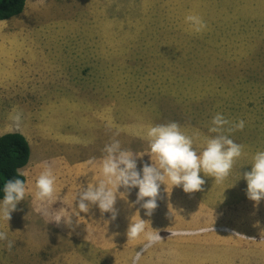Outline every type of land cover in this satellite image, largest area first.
Returning a JSON list of instances; mask_svg holds the SVG:
<instances>
[{"label": "rangeland", "instance_id": "obj_1", "mask_svg": "<svg viewBox=\"0 0 264 264\" xmlns=\"http://www.w3.org/2000/svg\"><path fill=\"white\" fill-rule=\"evenodd\" d=\"M188 15L206 27L196 31ZM217 113L245 122L226 133L244 147L223 182L201 172L202 190L184 193L166 181L151 216L133 203L138 188H118L115 220L94 204L79 211L74 197L103 179L113 139L147 153L148 127L177 122L199 133V154ZM13 132L30 148L27 191L0 218V264H132L145 243L127 240L137 211L162 237L137 264H264V199L249 200L242 178L264 151V0H26L22 15L0 21V136ZM44 162L56 176L48 216L34 199ZM57 213L71 224L50 221Z\"/></svg>", "mask_w": 264, "mask_h": 264}, {"label": "clouds", "instance_id": "obj_2", "mask_svg": "<svg viewBox=\"0 0 264 264\" xmlns=\"http://www.w3.org/2000/svg\"><path fill=\"white\" fill-rule=\"evenodd\" d=\"M185 21L190 23L196 31H201L206 25L195 15H188ZM11 126L19 130L22 123V113L14 111L11 115ZM209 132L216 133L214 137L206 138L203 150L198 154L193 148L194 138L199 137L196 132L188 135L181 130L177 122L149 126L146 131L148 152L133 154L131 150L122 149L119 140L113 139L106 144L104 156L99 162V169L103 179L92 182L86 188H81L74 200L80 212L87 213L90 205L98 206L101 213H111L115 220L117 211L114 207L118 188L125 190L138 188L134 204H140L146 216H151L157 208V198L160 195L161 184L180 187L184 193L202 190L205 180L199 175L201 172L213 177L216 183H221L229 175L233 165L243 154V145L235 143L226 133L242 130L245 122L240 120L235 124L217 113L212 121ZM148 154L151 164L145 163L141 170H137L136 158ZM87 164L96 167L95 158H89ZM18 176L23 175L17 170ZM247 184V198L255 204L264 199V151H258L252 158L251 170L244 172L242 177ZM56 176L52 167L44 162L43 170L34 183V199L38 202L36 211L48 216L50 213L45 204L55 199ZM26 185L21 179L8 180L3 185V199L0 200V218L5 221L11 219V212L16 210L19 201L24 200ZM145 198H147L145 200ZM143 201V203H141ZM63 218L65 224H71L70 215L57 213L50 221L57 224ZM146 228L149 229L146 231ZM128 241L141 237L145 241L140 252H136L132 264H137L144 250L159 243L162 237L158 230H153L148 221L139 217H131L126 230ZM7 239L6 233L0 232V240ZM14 242L9 241L7 248L11 250Z\"/></svg>", "mask_w": 264, "mask_h": 264}, {"label": "trees", "instance_id": "obj_3", "mask_svg": "<svg viewBox=\"0 0 264 264\" xmlns=\"http://www.w3.org/2000/svg\"><path fill=\"white\" fill-rule=\"evenodd\" d=\"M26 0H0V21L17 18L24 12ZM30 148L26 138L18 133H5L0 136V200L3 199V185L12 179H21L17 170L27 165Z\"/></svg>", "mask_w": 264, "mask_h": 264}, {"label": "crops", "instance_id": "obj_4", "mask_svg": "<svg viewBox=\"0 0 264 264\" xmlns=\"http://www.w3.org/2000/svg\"><path fill=\"white\" fill-rule=\"evenodd\" d=\"M2 135V134H1Z\"/></svg>", "mask_w": 264, "mask_h": 264}]
</instances>
